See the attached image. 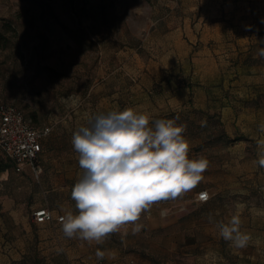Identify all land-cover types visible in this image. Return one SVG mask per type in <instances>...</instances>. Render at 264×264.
<instances>
[{"label": "rangeland", "instance_id": "1", "mask_svg": "<svg viewBox=\"0 0 264 264\" xmlns=\"http://www.w3.org/2000/svg\"><path fill=\"white\" fill-rule=\"evenodd\" d=\"M212 1L0 0V100L13 103L32 119L35 128L50 129L37 179L0 152V169L8 166L0 172V264H86L90 250L84 244L75 245L81 239L68 238L61 231L62 246L52 248L58 226L51 223L41 233L45 240L34 236L31 241L24 225L32 229V212L41 207L51 211L60 204L63 208L75 204L70 192L78 181L73 132L92 118L84 120L88 114L109 110L106 98L118 88L137 84L147 63L165 56L173 46L171 40L166 41L168 33L184 19L196 37L190 44L191 51H196L204 24L202 10ZM240 2L248 3L252 19L244 27L254 28L264 47V0H231L234 11L247 10L240 9ZM247 17L238 21L247 22ZM257 59L262 63L256 65L264 66V56ZM164 61L166 65L173 62L168 55ZM237 64L238 60L229 69L224 64L220 69V95L213 96L220 108L224 100L228 105L234 101L237 86L224 88L223 80L230 76L227 84H231L237 79ZM202 67L200 62L190 64V70ZM232 68L235 71L226 73ZM171 77L163 76L162 82L167 84ZM160 89L158 84L153 86L158 94ZM190 97L192 102L181 110L183 114L169 119L185 127L190 158L208 161L203 179L181 197L158 202L150 212L142 213L139 233L133 234V225L128 224L110 234L105 238L108 247L113 253L121 251L122 264H264V167L257 163V141L264 139L260 131L264 93L254 120L236 114L227 120V137L243 138L230 143L211 142L226 132V125L192 107L194 102L201 105L200 95ZM59 192L66 193V204L56 197ZM203 192L209 200L201 203ZM44 193H48L45 199ZM234 215L241 220L240 231L251 237L242 249L219 234L218 225Z\"/></svg>", "mask_w": 264, "mask_h": 264}, {"label": "clouds", "instance_id": "2", "mask_svg": "<svg viewBox=\"0 0 264 264\" xmlns=\"http://www.w3.org/2000/svg\"><path fill=\"white\" fill-rule=\"evenodd\" d=\"M264 56V48H260ZM264 132V124L260 126ZM185 127L173 119L150 124L149 115L133 108L98 114L72 134L83 176L73 186L71 198L78 214L67 212L62 231L68 238L102 243L122 226L133 225L137 234L141 214L158 202L175 200L203 179L208 161L190 158ZM258 165L264 167V139L257 141ZM234 215L218 225L219 234L237 248L248 245L250 235L240 231ZM103 259V253L97 251Z\"/></svg>", "mask_w": 264, "mask_h": 264}, {"label": "crops", "instance_id": "3", "mask_svg": "<svg viewBox=\"0 0 264 264\" xmlns=\"http://www.w3.org/2000/svg\"><path fill=\"white\" fill-rule=\"evenodd\" d=\"M212 2V5L206 11L204 9L202 10L204 24L196 51L192 52V46L190 45L196 42V37L193 34L189 21L184 19L168 33L170 36L168 35L166 37V41L169 42L171 40L172 42L170 43L173 46L166 49L165 56H162V58L155 62L152 61L151 63L150 61V63H147L144 72L141 70L139 74L137 84L124 89L118 88L110 97H107L109 110L88 114L84 120L87 121L90 116L93 118L98 114H107L110 111L133 108L137 112L149 115L151 124L152 121L160 119L165 114L177 113L182 115L181 110L189 107L188 102L191 101L190 96L195 98L197 95H200V98L197 100L201 102V105L198 106V104L195 106L194 102L192 107L196 111L214 115V119L226 125L224 128L228 136L227 125L229 123L227 120L235 114L248 120L251 118L254 120L255 115L261 109L260 105H258V99L264 93V66L256 65L262 63L261 60H256V58L260 56L258 53L263 41L254 35V28L249 29L244 27L249 21L252 22L250 9L247 7L248 3H238L241 6L240 9L247 7L246 11L241 10L239 12V9L237 11L233 10L235 7L231 3V0H213ZM244 15H250V17L245 18L247 22L238 21ZM252 16H255V13H252ZM250 32L251 34H249ZM184 37H187L186 41L183 40ZM167 55L173 61L170 65H166L164 61ZM161 60L163 62H160ZM226 60L228 61L226 62ZM232 60L234 61L233 64L238 60L236 69L239 75L235 77L237 79L231 84H227L228 78H232L230 76L226 80H223V83L225 84L224 88L227 85L237 86L234 90V101L228 105L224 100L223 107L220 108L221 104L217 98L215 102L213 96L220 95L222 76L220 75V69L222 65L228 66L229 69L230 64L233 65L230 63ZM195 62H200L203 65L201 70H190V64H194ZM233 71L235 69L232 68L228 72H225L231 73ZM167 74L172 77L167 84H164L162 77ZM190 83L194 84V86ZM156 84L161 86L159 94L157 93L158 91H153V86ZM91 92H94L93 87L90 89V94ZM134 93L135 95H132ZM131 98H134L132 102L130 101ZM254 103H257V105ZM246 113H250L251 115L247 117L244 115ZM47 136L41 140L42 150L38 156L39 160L49 147L48 139H45ZM77 158L78 156L75 155L74 160ZM76 167L78 170L75 175V182L83 176V170L78 166V163H75ZM26 168L30 170L29 167L26 166ZM70 168L73 169V167ZM39 175H41V170ZM47 196L48 193H44L43 198L45 199ZM56 197H59L60 201L66 204L64 202L66 198L65 192L57 193ZM70 205L71 207L63 208V205L60 204L57 209L54 208L51 211L48 207H41L51 212L53 221L41 224L34 222L35 224L32 229L35 231V235L32 234V229L29 226L27 228L26 223L24 225L26 233L28 230L31 232V235L27 233L29 239L31 237L30 240L32 241V238L36 236L38 240H45V235H41V233L53 223L52 225L54 227L58 226L59 228L57 229V234L52 238L51 247L55 248L57 245L59 247L62 246L58 238V233L62 231V218L69 211L74 215L78 214L75 204L70 203ZM82 244L90 250L89 257L85 261L86 264H122L120 262L123 259L121 251L115 250V253H113L109 249V241L106 239L102 243L86 240L76 241L75 243L76 246H82ZM97 251L103 253V259L97 257ZM70 257H67L68 260H70Z\"/></svg>", "mask_w": 264, "mask_h": 264}, {"label": "built area", "instance_id": "4", "mask_svg": "<svg viewBox=\"0 0 264 264\" xmlns=\"http://www.w3.org/2000/svg\"><path fill=\"white\" fill-rule=\"evenodd\" d=\"M49 133V128L36 130L24 118L12 103L0 101V152L16 168L29 167L34 178H38L40 169L35 160L41 152V140ZM209 200L207 192L199 194V201ZM37 224L52 222V214L46 208L33 212Z\"/></svg>", "mask_w": 264, "mask_h": 264}, {"label": "trees", "instance_id": "5", "mask_svg": "<svg viewBox=\"0 0 264 264\" xmlns=\"http://www.w3.org/2000/svg\"><path fill=\"white\" fill-rule=\"evenodd\" d=\"M8 28H10V25H8ZM6 42H8V40H6ZM1 102H3V103H11V102H7V101H4V100H0ZM13 104V103H12ZM14 105V104H13ZM15 106V105H14ZM16 107V106H15ZM17 108V107H16ZM20 112H22L19 108H17ZM22 114H23V116H24V118H25V120L33 127V128H35L34 126H33V122H32V119L30 118V117H28V116H26L23 112H22ZM174 116H179V114L177 115V113L175 114V113H170V114H165V115H163L160 119H169V118H173ZM211 119H214V115H208ZM218 122L221 124V122L218 120ZM222 125V124H221ZM44 128H47V127H42V128H35L36 130H42V129H44ZM224 131V130H223ZM49 132H50V130H49ZM49 134V133H48ZM47 134V135H48ZM46 135V136H47ZM199 135V134H198ZM223 140H226V142L227 143H230V142H236V141H240V140H243V138L242 137H235V138H233V139H229L228 137H227V135H226V133H225V131L224 132H221L220 134H219V136L218 137H215V140L214 141H211L212 143H218V142H222ZM40 144H41V142H40ZM42 150V149H41ZM38 156H39V154H38ZM37 156V158H36V160H35V165L40 169V165H39V157ZM9 161V160H8ZM10 162V161H9ZM11 163V162H10ZM8 166L7 165H5V167H1V169H0V172L1 171H3V170H5L6 168H7ZM41 170V169H40ZM33 176V175H32Z\"/></svg>", "mask_w": 264, "mask_h": 264}]
</instances>
